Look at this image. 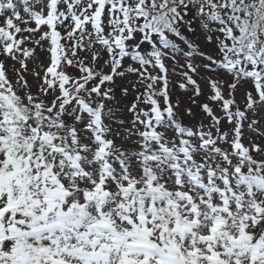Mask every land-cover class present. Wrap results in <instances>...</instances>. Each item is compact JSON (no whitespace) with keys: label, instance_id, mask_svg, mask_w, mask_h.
<instances>
[{"label":"snow or ice","instance_id":"obj_1","mask_svg":"<svg viewBox=\"0 0 264 264\" xmlns=\"http://www.w3.org/2000/svg\"><path fill=\"white\" fill-rule=\"evenodd\" d=\"M0 264H264V0H0Z\"/></svg>","mask_w":264,"mask_h":264}]
</instances>
